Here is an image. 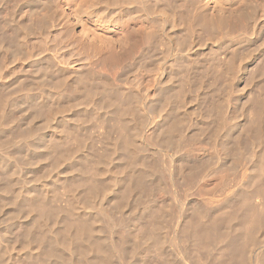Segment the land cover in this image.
<instances>
[{"label":"rangeland","instance_id":"obj_1","mask_svg":"<svg viewBox=\"0 0 264 264\" xmlns=\"http://www.w3.org/2000/svg\"><path fill=\"white\" fill-rule=\"evenodd\" d=\"M119 1L92 9L90 0H0V264H262L264 220L262 227L230 220L224 233L209 238L212 245L208 239L202 245L192 229L183 231L178 214L190 217L199 209L198 220L205 221L239 201L263 206L254 185L264 184V136L247 138L250 145L244 139L253 132L254 119L246 127L255 117L250 102L264 97V78L254 84L243 74L255 72L264 49V0H255L259 13L248 31L218 30L220 37L190 21L219 0L188 8V0ZM243 1L232 0L234 6ZM131 13L141 16L137 24ZM126 22L144 39L123 66L119 41ZM227 59L237 60L233 79L232 72H216ZM89 87H96L93 94ZM179 162L184 169L177 175ZM149 202H162V229L148 219ZM234 236L239 258L227 246Z\"/></svg>","mask_w":264,"mask_h":264},{"label":"bare ground","instance_id":"obj_2","mask_svg":"<svg viewBox=\"0 0 264 264\" xmlns=\"http://www.w3.org/2000/svg\"><path fill=\"white\" fill-rule=\"evenodd\" d=\"M91 2H90V4H89V6H90V8H92L93 9V7H94V9H95V6L97 5V4H101V2H105V0H90ZM111 1V0H110ZM121 1V0H120ZM119 1V2H120ZM124 1V0H123ZM122 1V2H123ZM185 1V0H184ZM85 2H86V0H85ZM88 2V1H87ZM125 2V1H124ZM196 2H197V0H188V3H186V5H187V8H188V5H191L192 6V4H195L196 5ZM219 3V5L218 6H216V7H209V6H207L206 8H201V9H199V10H196V12H195V14H192L191 15V13H189V15H191L192 16V20H190L191 21V24H193V26L194 25H196V26H198L199 27V25L200 26H203L204 28H206V29H208V33H206V34H209V31H215L214 32V34H218V32L216 33V31H218V30H220L221 32L222 31H224V33L223 34H225V32H227V33H231V35L233 36H235V34L236 33H234V32H237V31H243V29H247V27H249L250 25H249V23L251 22V20H254L255 19V16H253L254 14H258V13H255V12H257V10L256 9H254L256 6V4H257V1L255 2V0H244L242 3H240L239 5H237V6H234L233 5V2H232V0H219L218 1ZM175 3V2H174ZM198 3L199 2H197V5H198ZM216 3V2H215ZM109 4V3H108ZM200 4V3H199ZM202 5V4H201ZM201 5H199L200 7H202ZM258 5V4H257ZM260 5V4H259ZM108 6V5H107ZM190 6V8H192ZM215 6V5H214ZM122 7H124V6H122ZM127 7H128V5H127ZM149 7V6H148ZM132 8V7H131ZM150 8V7H149ZM164 8V7H163ZM186 8V9H187ZM189 8V9H190ZM196 8V7H195ZM108 9V8H107ZM134 9V8H133ZM133 9L131 10L132 12H134L133 11ZM97 10V9H96ZM136 10H138V9H136ZM184 10H185V8H184ZM190 10H192V9H190ZM130 11V12H131ZM164 11V9L162 10V12ZM81 12V11H80ZM92 12V11H91ZM137 12V11H136ZM190 12V11H189ZM88 13V12H87ZM135 13V12H134ZM134 13L132 14L133 15V17H131V19L130 20H132V24H137V22H138V19H139V17H141V16H137V15H134ZM149 13V12H148ZM159 13V12H158ZM166 13V12H165ZM163 14H164V12H163ZM166 14H168V13H166ZM45 15V14H44ZM89 15V14H88ZM140 15V14H139ZM162 15V14H161ZM169 15V14H168ZM179 15V14H178ZM183 15V14H182ZM46 16V15H45ZM90 16V15H89ZM165 16H167V15H165ZM191 16H189V17H191ZM47 17V16H46ZM143 17V16H142ZM145 17V16H144ZM168 17V16H167ZM259 17V16H258ZM39 18V17H38ZM38 18H36V19H38ZM181 18H182V16H181ZM188 18V17H187ZM257 18V17H256ZM261 18V17H260ZM44 19H47V18H45L44 17ZM128 20V19H127ZM141 20V19H140ZM182 20H183V18H182ZM30 21V20H29ZM40 21V20H39ZM141 21H143V20H141ZM185 21V20H184ZM188 21H189V18H188ZM44 22V21H43ZM186 22V21H185ZM34 23V22H33ZM144 23V22H143ZM160 24H159V26H160V29L164 32V28H165V26H164V24L163 23H165V21L162 23V22H159ZM151 24V23H150ZM188 24V23H187ZM32 25V24H31ZM148 25H149V23H148ZM152 26H153V24H151ZM143 26V25H142ZM145 26V25H144ZM143 26V27H144ZM150 26V25H149ZM148 26V27H149ZM191 26V25H190ZM123 36H121L122 38H121V40L119 41V45H120V49H121V55H119V56H121L120 57V61L123 63V66H125V65H127V64H129L128 63V61L132 58V57H136L135 56V54H138L140 51H141V49H142V46H143V39L141 38V35H139V29L138 30H136L137 29V27L135 26V28H131L129 25H127V22L126 23H123ZM133 27V26H132ZM202 27V28H203ZM157 29V28H156ZM159 29V30H160ZM250 29V28H249ZM147 30V29H146ZM158 30V31H159ZM160 30V31H161ZM180 30V29H179ZM203 30H205V29H203ZM251 30V29H250ZM141 31V33H142V29L140 30ZM161 31V32H162ZM178 31V30H177ZM200 31V30H199ZM219 31V32H220ZM239 31V32H240ZM246 31H248V29L246 30ZM154 32H155V30H154ZM202 32V31H201ZM220 32V33H221ZM218 34L219 35V37H220V35L222 34ZM227 33H226V35H227ZM232 33H234V34H232ZM249 33V32H248ZM204 34V33H203ZM205 34V35H206ZM237 34H238V32H237ZM158 35V34H157ZM213 35V34H212ZM143 36H144V34H143ZM238 36V35H237ZM244 36H245V34H244ZM228 37H230L229 36V34H228ZM241 36L239 35V38H240ZM237 38V37H236ZM149 40V39H148ZM261 44V43H260ZM263 44V43H262ZM262 46V45H261ZM110 47V46H109ZM111 48V47H110ZM119 48V47H118ZM148 48V47H147ZM262 50V49H261ZM260 55H259V57L257 58L258 59V64H257V69L255 70V72H253V74L252 73H250V74H246V73H244L243 74V76L245 77H247L248 75H249V77H250V79H251V82H252V79H257L256 77H259V75L261 76V77H263L264 78V76L262 75V74H264V49L261 51V53H259ZM118 56V55H117ZM138 57V56H137ZM219 57V56H218ZM228 57V56H227ZM237 57V56H236ZM241 57V56H240ZM239 57V58H240ZM225 59V58H224ZM232 59H235V58H232ZM245 59V58H244ZM247 60V59H246ZM215 61H217V60H215ZM233 61H235V60H228L227 59V61H225V63L223 62L222 64L221 63H217L216 65H217V69L216 70H218V71H216L219 75H220V77L221 76H224V75H228V76H230L229 74L232 72V77H228V78H234L233 77V73L235 72L234 70H236V62H237V60L235 61V62H233ZM212 62V61H211ZM242 62V61H241ZM239 63V62H238ZM240 64V63H239ZM238 64V65H239ZM212 65V64H211ZM223 65H225V67L223 66ZM121 66V65H120ZM224 68H223V67ZM207 67V66H206ZM244 67V66H243ZM256 68V67H255ZM122 69V68H121ZM124 69V68H123ZM126 69V68H125ZM215 70V69H214ZM90 71V70H89ZM92 71V70H91ZM234 71V72H233ZM253 71V70H252ZM236 74V73H235ZM49 75V74H48ZM218 75V76H219ZM141 76V75H140ZM236 76V75H235ZM47 77V76H46ZM251 77H254V78H251ZM260 77V78H261ZM137 78V77H136ZM239 78V77H238ZM259 78V79H260ZM49 79V78H48ZM52 79V78H51ZM83 79V78H82ZM224 79V78H223ZM247 79V78H246ZM249 79V80H250ZM35 81V80H34ZM224 81V80H223ZM263 81H264V79H263ZM100 82V81H99ZM138 82V81H137ZM226 82V81H225ZM112 83V82H111ZM252 83H254V82H252ZM261 83H263V85H264V82H262L261 81ZM96 84V83H95ZM99 84V83H98ZM255 84V83H254ZM39 85V84H38ZM44 85V84H43ZM102 85H105V83L104 84H102ZM262 85V84H261ZM262 85V86H263ZM92 86V85H91ZM95 86V85H94ZM258 86L259 87H261L259 84H258ZM96 87H98V85H96ZM96 87H89V88H87V93H88V95L89 94H93V92H95V90H96ZM104 87V86H103ZM111 87V86H110ZM109 87V88H110ZM108 88V89H109ZM123 88V87H122ZM101 89V88H100ZM102 90V89H101ZM259 90H261V91H263L264 90V88H260ZM111 91H112V89H111ZM115 91V90H114ZM243 91V90H242ZM123 92V91H122ZM256 92V91H255ZM96 93H97V91H96ZM102 93V92H101ZM101 93H100V95H101ZM110 93V92H109ZM108 93V94H109ZM113 93V92H112ZM264 93V92H263ZM84 94H85V92H84ZM95 94V93H94ZM262 94V93H261ZM261 94L259 95V96H261ZM83 95V94H82ZM96 95V94H95ZM98 95V94H97ZM100 95H98V96H100ZM244 95V94H243ZM2 96H3V94H2ZM73 97V96H72ZM90 97H91V95H90ZM94 97V96H93ZM253 97H255V96H253ZM98 98V97H97ZM117 98V97H116ZM126 98V97H125ZM131 98H134V97H131ZM3 99V98H2ZM75 99V98H74ZM112 99V98H111ZM127 99V98H126ZM252 99V101L250 102L251 103V105L253 106L252 108L254 109V111H253V113H255V117L254 118H252L251 119V121H249V122H247V124H246V127H247V125H249V124H251L252 123V121H253V119H254V124H251V126L252 125H254V127H253V132L252 133H247V131L249 130L248 128V130L245 132L246 133V135H249L248 137H246L244 140L246 141V140H248L247 138H250L251 137V140L250 141H252L253 139V141L255 142V140H257L258 138L260 139V138H262L263 136H264V97H259V98H251ZM118 100V99H117ZM246 100H248V98L246 99ZM250 100V99H249ZM249 100L247 101V102H249ZM115 101V100H114ZM119 101H120V99H119ZM132 101V100H131ZM140 102V101H139ZM245 102V101H244ZM2 103V102H1ZM106 103V102H105ZM117 104H119V102L117 103ZM246 104V103H245ZM126 105V104H125ZM128 105V104H127ZM134 105V104H133ZM247 105H248V103H247ZM116 106V105H115ZM118 106V105H117ZM129 106H131V105H129ZM242 106V105H241ZM250 106V105H249ZM110 107V106H109ZM126 107V106H125ZM138 107V106H137ZM246 107V106H245ZM99 108V107H98ZM242 108V107H241ZM112 109V108H111ZM117 109V108H116ZM134 109V108H133ZM253 109H251V110H253ZM119 110V109H118ZM125 110V109H124ZM116 111V110H115ZM121 111H122V108H121ZM119 112V111H118ZM250 112V111H249ZM236 113V112H235ZM132 114V113H131ZM245 114V113H244ZM129 115V114H128ZM254 115V114H253ZM120 116V115H119ZM124 117V116H123ZM236 117V116H235ZM247 117H248V115H247ZM253 117V116H252ZM8 118V117H7ZM125 118V117H124ZM129 120V119H128ZM122 122V121H121ZM251 122V123H250ZM245 123H246V121H245ZM244 125V124H243ZM245 126V125H244ZM238 127V126H237ZM249 127V126H248ZM232 129V128H231ZM251 130V129H250ZM230 131H232V130H230ZM234 131V130H233ZM232 131V132H233ZM229 132V131H228ZM248 132H250V131H248ZM231 133V132H230ZM231 135V134H230ZM239 135V134H238ZM237 135V136H238ZM241 135V134H240ZM234 132H233V136H231V137H233V139H232V141L233 140H235L234 139ZM236 136V137H237ZM243 136V135H242ZM230 137V138H231ZM19 139V138H18ZM22 139V138H21ZM17 140V139H16ZM20 140V139H19ZM18 140V141H19ZM230 140V139H229ZM229 140H228V142H229ZM238 140V142L239 143H241V141L243 140L242 138H241V136L237 139ZM243 140V141H244ZM167 141V140H166ZM232 141H231V143H232ZM258 141V140H257ZM223 142V141H222ZM227 142V141H226ZM227 142V143H228ZM231 143H230V145H231ZM236 143V142H235ZM246 143L248 144V145H250L249 143H248V141H246ZM223 144H224V142H223ZM233 144H234V142H233ZM233 144H232V147H233ZM238 143H236V145H237ZM252 144H254V143H252ZM127 145V144H126ZM221 145H222V143H221ZM226 145V144H225ZM228 145V144H227ZM236 145H234V146H236ZM263 145V144H262ZM183 146V145H182ZM224 146V145H223ZM238 146V145H237ZM259 146H260V144H259ZM128 147H129V145H128ZM225 148H226V146H224ZM231 147V146H230ZM255 147H256V145H255ZM6 149H7V147H5ZM193 148V147H192ZM218 148V147H217ZM216 148V149H217ZM234 148V147H233ZM237 148H239L240 149V147H236V148H234V149H237ZM189 149V148H188ZM228 150H229V145H228V148H227ZM226 149V150H227ZM239 149H237V150H239ZM262 149V148H261ZM177 150V149H176ZM141 151V150H140ZM139 151V152H140ZM136 152V151H135ZM144 152V151H143ZM195 152V151H194ZM226 152H228V151H226ZM226 152H224L225 154H226ZM234 152H236V151H234ZM237 152H239V151H237ZM260 152H262V151H260ZM264 152V151H263ZM128 153V152H127ZM130 153V152H129ZM192 153H193V151H192ZM221 153H223V151L221 152ZM229 153V152H228ZM141 154V153H140ZM231 154H233V152H231ZM258 154V153H257ZM260 154H262V153H260ZM197 155V154H196ZM240 155H241V153H240ZM137 156V155H136ZM142 156V155H141ZM177 156V155H176ZM232 156V155H231ZM233 156H234V154H233ZM137 157H139V156H137ZM184 158V157H183ZM264 158V157H263ZM132 159V158H131ZM139 160V159H138ZM183 162V161H182ZM189 162V161H188ZM193 162V161H192ZM181 162H179V164H180ZM184 163V162H183ZM187 164V163H186ZM189 164V163H188ZM135 165V164H134ZM138 165H139V163H138ZM177 165V164H176ZM185 165V164H184ZM193 165H194V168H195V165L196 164H194L193 163ZM202 165V164H201ZM180 166H183V164L181 165H179L178 166V168H177V166H176V168L174 169L175 170V172L177 173V175H179V174H181V172L180 171H183V169H181V167ZM186 166H188V165H186ZM209 166V165H208ZM190 167V166H189ZM197 167H200V165L198 166L197 165ZM205 167V166H204ZM191 168V167H190ZM160 169V168H159ZM181 169V170H180ZM192 169V168H191ZM187 170H190V169H187ZM204 170V169H203ZM212 170V169H211ZM228 170V169H227ZM186 171V170H185ZM184 171V172H185ZM194 171H195V169H194ZM207 170H205V172H206ZM235 171V170H234ZM174 172V171H173ZM174 172V174H176ZM180 172V173H179ZM189 172V171H188ZM191 173H192V171H190ZM189 172V176L190 177H192V175H194L193 173H192V175H191V173ZM232 172V171H231ZM236 172V171H235ZM179 173V174H178ZM203 173V172H202ZM232 173H234V172H232ZM231 173V174H232ZM137 174V173H136ZM164 174V173H163ZM201 174V173H200ZM172 175V174H171ZM184 175V174H183ZM186 176H187V174H185ZM184 175V176H185ZM197 175H198V173H197ZM197 175H196V177H197ZM205 175H206V173H205ZM227 175V174H226ZM232 175H234V174H232ZM136 176V175H135ZM153 176V175H152ZM181 177H182V175H180ZM185 176V177H186ZM195 176V175H194ZM194 176H193V178H194ZM202 176V175H201ZM231 176V175H230ZM229 176V177H230ZM237 176V175H236ZM171 177V176H170ZM184 177V178H185ZM195 177V178H196ZM235 177V176H234ZM137 178H138V176H137ZM177 178H178V176H177ZM194 178V179H195ZM198 178V177H197ZM145 179V178H144ZM183 179V178H182ZM189 179V178H188ZM192 179V178H191ZM222 179V178H221ZM234 179V178H233ZM139 180V179H138ZM170 182H172V185H174L175 183H176V178H175V176H174V178L172 179V181L170 180V179H168ZM186 180V179H185ZM260 180V179H259ZM140 181V180H139ZM180 181H182L181 179H180ZM179 181V178H178V182H180ZM194 181V180H193ZM193 181H191L192 183H193ZM221 181V180H220ZM223 181V180H222ZM229 181H232L231 180V178H230V180ZM228 181V182H229ZM256 181H257V179H256ZM262 181V180H261ZM187 182V181H186ZM190 182V181H189ZM224 182H226V180L224 181ZM143 183H144V181H143ZM258 184H256V185H254L255 186V188H254V192L256 193V195H260V199H262V203L261 204H263V206L262 207H258L257 206V204H256V207L255 206H248V205H251L250 203H247L246 201H244V202H242V201H239V202H237V203H235V205L233 206V204L231 205L233 208L232 209H230L227 213H221L222 215L223 214H225L224 216H222L221 218L220 217H214V216H210V217H208V219H206L205 221H201V220H198V212H199V207L197 208L198 210L197 211H195L190 217H184L182 214H178V215H180L178 218L181 220V221H179L180 223L182 222V225H183V228L182 229H184L183 231H189V230H193V234H194V237L195 238H197L198 240H200L201 242L203 241V240H206V239H208L209 240V238H210V240H211V238H212V236L213 237H215L216 235H221L220 234V231L221 230H223V227H222V225H224L226 222H229L230 220H231V222H232V220L233 219H237V218H240V217H242V218H247V219H249V225H253V227H256V226H258V225H260L261 223H262V221L264 220V184H260L261 182H257ZM135 184H137V183H135ZM142 184V183H141ZM189 184V183H188ZM187 184V185H188ZM228 184H230V183H228ZM247 184V183H246ZM192 185V184H191ZM225 185V184H224ZM184 186V185H183ZM182 186V187H183ZM219 186V185H218ZM253 186V185H252ZM137 187V186H136ZM140 187V186H139ZM143 187H145L144 185H143ZM151 187H153V186H151ZM156 187V186H155ZM177 188H178V184H177V186H176ZM179 187H180V183H179ZM184 187H186V186H184ZM148 188V187H147ZM186 188H188V187H186ZM197 188V187H196ZM229 188V187H228ZM140 189V188H139ZM142 189V188H141ZM144 189V188H143ZM142 189V190H143ZM192 189V188H191ZM248 188H247V185H246V191H250V190H247ZM142 190H140V191H142ZM146 190H149V188L148 189H145V191ZM176 189H174V191H175ZM178 190V189H177ZM188 190V189H187ZM193 190V189H192ZM196 190V189H195ZM195 190H193V191H195ZM244 190V189H243ZM183 191V190H182ZM185 191V190H184ZM189 191H190V189H189ZM251 191H253L252 189H251ZM128 192H129V190H128ZM155 192V190L153 191V193ZM173 192V191H172ZM197 192V191H196ZM195 192V193H196ZM238 192V191H237ZM143 193H145V192H143ZM149 193V192H148ZM187 193V192H186ZM209 193V192H208ZM239 193V192H238ZM248 193H251V192H248ZM253 193V192H252ZM252 193L251 194H249V195H251V196H248V197H253L254 196V194H253V196H252ZM145 194H147V192L145 193ZM150 194H152V190H151V193ZM150 194H147L146 195V197L147 196H149L148 198H150ZM211 194H213V193H211ZM144 196V195H143ZM198 196V195H197ZM241 196V195H240ZM247 196V195H246ZM145 197V196H144ZM187 197V196H186ZM208 197V196H207ZM237 197V196H236ZM235 197V198H236ZM239 197V196H238ZM237 197V198H238ZM245 197V196H244ZM128 198V197H127ZM141 198H143V197H141ZM172 198H174V197H172ZM223 198H225V197H223ZM242 198V197H241ZM240 198V199H241ZM247 198V197H246ZM259 198V197H258ZM205 199V198H204ZM218 199V198H217ZM221 199V198H220ZM219 199V201H221ZM249 199V198H248ZM145 200H146V198H145ZM151 200V199H150ZM208 200V199H207ZM213 200H214V198H213ZM216 200V199H215ZM244 200V199H243ZM144 201V200H143ZM142 201V202H143ZM149 201V200H148ZM152 201V200H151ZM166 201V200H165ZM227 201V200H226ZM157 202V201H156ZM192 202V201H191ZM196 202V201H195ZM200 202V201H199ZM211 202V201H210ZM210 202H209V204H210ZM216 202V201H215ZM260 202V201H259ZM144 203V202H143ZM146 203V202H145ZM150 203V202H149ZM194 203V202H193ZM212 203H213V201H212ZM223 203V202H222ZM234 203V202H233ZM254 203V202H253ZM142 204V203H141ZM182 204V203H181ZM261 204H259L260 206H261ZM159 205H160V203H159ZM159 205H157V204H155V203H150V205H148L147 207H149V211H150V213H149V216H148V219H150L149 221H157V220H163V219H165L164 218V215L162 214V210H163V207L161 206L162 205V202H161V205L159 206ZM191 205H192V203H191ZM196 205V204H195ZM218 205V204H217ZM222 205V204H221ZM142 207H143V205H141ZM171 206V205H170ZM194 206V205H193ZM213 206V205H212ZM146 207V208H147ZM181 207V206H180ZM183 207V206H182ZM206 207V206H205ZM228 207V206H227ZM165 208H166V206H165ZM195 208V207H194ZM194 208H191V211L194 209ZM215 208V207H214ZM220 208V207H219ZM226 208V207H225ZM172 209V208H171ZM196 209V208H195ZM173 210V209H172ZM177 210H179V209H177ZM220 210V209H219ZM122 211V210H121ZM141 211V210H140ZM167 211V210H166ZM165 211V213H167ZM202 211V210H201ZM207 211L208 210H206V213H207ZM222 211V210H221ZM143 212V211H142ZM203 212H205L204 210H203ZM203 212H202V214H203ZM109 213V212H108ZM107 213V214H108ZM113 213V212H112ZM169 213V212H168ZM171 213V212H170ZM174 213V212H173ZM173 213H171V214H173ZM185 214H186V212H184ZM205 213V214H206ZM211 213V212H210ZM217 213V212H216ZM111 214V213H110ZM119 214V213H118ZM117 214V215H118ZM188 214V213H187ZM208 214H209V212H208ZM208 214H206V215H208ZM212 214V213H211ZM163 215V219L161 218L160 219V217ZM219 215V214H218ZM109 216V215H108ZM201 216V215H200ZM122 217V216H121ZM145 217V216H144ZM109 220L111 219V221L114 223V219H112V215H110L109 217ZM124 218V217H123ZM123 218H122V220H123ZM182 218V219H181ZM204 218V217H203ZM172 219H173V217H172ZM118 220H120L119 218H118ZM117 220V221H118ZM135 220H136V218H135ZM139 220V219H138ZM145 219H143V221H144ZM125 221V220H124ZM123 221V222H124ZM140 221V220H139ZM173 221V220H172ZM142 222V221H141ZM140 222V223H141ZM145 222V221H144ZM245 222V221H244ZM108 223H110V222H108ZM120 223H121V221H120ZM139 223V222H138ZM230 223V222H229ZM233 223V222H232ZM240 223V222H239ZM238 223V224H239ZM264 223V222H263ZM262 223V224H263ZM127 224H128V222H127ZM248 224V223H247ZM108 225V224H107ZM121 225V224H120ZM124 225V224H123ZM126 225V224H125ZM124 225V226H125ZM181 225V226H182ZM228 225V224H227ZM89 226V225H88ZM139 226V225H138ZM146 226H147V224H146ZM145 226V227H146ZM154 226H155V230L156 229H158L161 225H160V222L159 221H157V222H155L154 223ZM230 226V225H229ZM233 226V225H232ZM246 226V225H245ZM261 226V225H260ZM85 227V226H84ZM242 227V226H241ZM262 227V226H261ZM261 227H259L257 230H259ZM163 228V227H162ZM161 227L159 228V229H162ZM252 228V227H251ZM147 229V228H146ZM189 229V230H188ZM235 229V228H234ZM244 229V228H243ZM145 230V229H144ZM165 230V229H164ZM227 230V229H226ZM242 230V229H241ZM246 229H244V231H245ZM249 230V229H248ZM252 230V229H251ZM142 231V230H141ZM247 231V230H246ZM245 231V232H246ZM112 232V231H111ZM148 232H149V230H148ZM178 232V231H177ZM191 232V231H190ZM223 231H221V233H222ZM226 232V231H225ZM229 232V231H228ZM236 232V231H235ZM239 232V231H238ZM250 232V231H249ZM143 233V232H142ZM146 233H147V231H145V237H146ZM150 233V232H149ZM153 233V232H152ZM184 233V232H183ZM224 233V232H223ZM234 233V232H233ZM241 233V232H240ZM253 233V232H252ZM258 233V232H257ZM257 233L255 234V235H257ZM144 234V233H143ZM142 234V235H143ZM181 234V233H180ZM80 235V234H79ZM150 235V234H149ZM149 235L147 236V238L149 237ZM153 235H154V233H153ZM158 235H159V233H158ZM226 235V234H225ZM232 235V234H231ZM239 235V234H238ZM245 235V234H244ZM248 235V234H247ZM253 235V234H252ZM137 236H139V235H137ZM163 236V235H162ZM161 236V237H162ZM165 236V235H164ZM222 236H224V235H222ZM228 236V235H227ZM242 236H243V234H242ZM78 237H80V236H78ZM143 237V236H142ZM155 237H158V236H155ZM190 237H191V235H190ZM193 237V238H194ZM238 236H234L230 241H231V243H230V245H229V243L227 242V246H229V247H231L232 245H234V246H232V247H235L236 248V253H235V248H234V254H236L237 256L236 257H238V254L239 253H241V251H242V246H240V244H238ZM255 237V236H254ZM147 238L145 239V240H147ZM160 238V237H159ZM159 238H158V241H161V244H162V241H164L163 239L162 240H159ZM139 239V238H138ZM144 239V238H143ZM151 239V241H154V239H152V238H150ZM196 239V240H197ZM223 239V238H222ZM224 239H226V238H224ZM240 239V238H239ZM242 239H243V237H242ZM75 240V239H74ZM73 240V241H74ZM141 240V239H140ZM155 240H156V238H155ZM185 240V239H184ZM187 240V239H186ZM189 240V239H188ZM195 240V241H196ZM197 240V241H198ZM208 240H206L205 242L206 243H208V244H210V240L208 241ZM244 240V239H243ZM157 241V242H158ZM176 241H178V239L176 238ZM176 241L174 242V243H176ZM194 241V240H193ZM229 241V240H228ZM250 241V240H249ZM256 241V240H255ZM75 242V241H74ZM73 242V243H74ZM156 242V241H155ZM168 242V241H167ZM179 242H181V241H179ZM179 242H177V243H179ZM185 242H187V241H185ZM204 242V241H203ZM203 242H202V245H203ZM212 242V241H211ZM254 242V241H253ZM149 243H151V242H149ZM154 243V242H153ZM195 243V242H194ZM197 243V242H196ZM158 244V243H157ZM165 244V243H164ZM168 244V243H167ZM182 244V243H181ZM191 244V243H190ZM247 244H249V243H247ZM73 245H75V243L73 244ZM122 245V244H121ZM144 245V244H143ZM163 245V244H162ZM179 245V244H178ZM210 245H212V244H210ZM120 246V245H119ZM183 246V245H182ZM186 246V245H185ZM190 246V245H189ZM122 247V246H121ZM192 247V246H191ZM196 247H198V246H196ZM180 248V247H179ZM248 248V247H247ZM250 248V247H249ZM125 249V248H124ZM182 249V248H181ZM180 249V250H181ZM196 249V248H195ZM208 249V248H207ZM148 250V249H147ZM209 250V249H208ZM220 250H224V249H220ZM228 250H230V249H228ZM227 250V251H228ZM249 250V249H248ZM155 251V250H154ZM184 251V250H183ZM182 250H181V252H183ZM200 251V250H199ZM216 251V250H215ZM231 251V250H230ZM229 251V252H230ZM187 252V251H186ZM204 252H205V249H204ZM249 252V251H248ZM197 253V252H196ZM199 253V252H198ZM202 253V252H201ZM152 254V253H151ZM161 254V253H160ZM203 254V253H202ZM231 254V252L229 253V254H227V256L228 255H230ZM232 254H233V252H232ZM242 254V253H241ZM144 255V254H143ZM185 255V254H184ZM183 255V256H184ZM197 255V254H196ZM245 255H247V254H245ZM244 255V256H245ZM161 256V255H160ZM168 256V255H167ZM166 256V257H167ZM172 256V255H171ZM232 256V255H231ZM235 256V255H234ZM243 256V255H242ZM248 256V255H247ZM247 256H245V257H247ZM154 257V256H153ZM163 257V256H162ZM165 257V259H167ZM240 257V256H239ZM238 257V258H239ZM150 258V257H149ZM229 258V257H228ZM231 258V257H230ZM106 259V258H105ZM143 259V258H142ZM160 259V258H159ZM163 259V258H162ZM201 259V258H200ZM232 259V258H231ZM95 260V259H94ZM93 260V261H94ZM98 260V259H97ZM100 260V259H99ZM144 260V259H143ZM157 260V259H156ZM156 260H154V262L156 261ZM170 260H171V258H170ZM247 260V259H246ZM251 260V259H250ZM263 260V259H262ZM96 261V260H95ZM102 261V260H101ZM107 261V260H106ZM145 261V260H144ZM151 261V260H150ZM150 261H149V263H150ZM152 261H153V258H152ZM160 261V260H159ZM163 262H164V260H162ZM166 261V260H165ZM192 261V260H191ZM234 261V260H233ZM243 262H244V260H242ZM142 262V261H141ZM161 262V261H160ZM232 262V261H231ZM230 262V263H231ZM258 262V261H257ZM96 263V262H95ZM104 263V262H103ZM148 263V264H149ZM152 263V262H151ZM165 263V262H164ZM171 263V262H170ZM234 263V262H233ZM249 263V262H248ZM264 263V262H263ZM262 263V264H263ZM99 264V263H98ZM145 264H147V263H145ZM155 264V263H154ZM156 264H160L159 262H157ZM162 264V263H161ZM199 264H200V262H199ZM225 264V263H224ZM236 264H238V262L236 261ZM252 264V263H251Z\"/></svg>","mask_w":264,"mask_h":264}]
</instances>
